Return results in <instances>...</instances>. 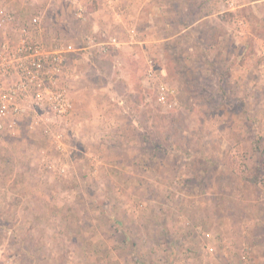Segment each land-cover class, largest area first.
Returning <instances> with one entry per match:
<instances>
[{
  "label": "rangeland",
  "instance_id": "rangeland-1",
  "mask_svg": "<svg viewBox=\"0 0 264 264\" xmlns=\"http://www.w3.org/2000/svg\"><path fill=\"white\" fill-rule=\"evenodd\" d=\"M93 2L37 0L73 106L0 134V264H264V0Z\"/></svg>",
  "mask_w": 264,
  "mask_h": 264
},
{
  "label": "built area",
  "instance_id": "built-area-1",
  "mask_svg": "<svg viewBox=\"0 0 264 264\" xmlns=\"http://www.w3.org/2000/svg\"><path fill=\"white\" fill-rule=\"evenodd\" d=\"M4 1L0 5V134L60 127L73 106L66 67L76 50L71 44L47 46L45 12L37 8V0H11L26 4L25 12ZM151 76L148 70L146 77ZM159 89L162 101L167 91ZM52 139L62 146L60 133L52 134Z\"/></svg>",
  "mask_w": 264,
  "mask_h": 264
},
{
  "label": "crops",
  "instance_id": "crops-1",
  "mask_svg": "<svg viewBox=\"0 0 264 264\" xmlns=\"http://www.w3.org/2000/svg\"><path fill=\"white\" fill-rule=\"evenodd\" d=\"M4 0H0V5H2V4H4ZM13 1H11L10 0V4L12 3ZM118 2V0H103V2H102V6H104V4H107V6L109 7V8H113V10H111V12H105L104 11V13H103V10H101V7L99 6V1L98 0H96V2L94 3L93 2V10H88L85 6H83V8L81 7V9H82V13H81V16L82 17H86V16H88V17H90L91 18V20H92V32H91V35H92V37H93V35H97V37H107L106 35H108V30L106 29V27H105V23H106V21H107V18L108 19H112V20H114V22L115 21H118L119 19L121 20L122 18H123V14H122V12H118V10L117 11H114V5H115V3H117ZM91 3V2H90ZM104 3V4H103ZM22 4L23 5H21L22 6V8H23V6H25L26 4H24L23 2H22ZM11 9H14L15 11H17V12H21V11H19V10H17V9H15V7L13 6V8L12 7H10ZM103 9V8H102ZM23 12V11H22ZM85 12V13H84ZM84 13V14H83ZM138 14H136L135 16H133L131 19L133 20V21H137L139 18H137V17H139V14H140V10L137 12ZM141 17V16H140ZM94 19V20H93ZM150 20V19H149ZM148 22H150V21H148ZM117 23V22H116ZM100 27L101 28V30H99L97 27ZM132 26V27H131ZM149 26V25H148ZM97 28V29H96ZM147 28H149L150 29V27H147ZM90 32V31H89ZM96 32V33H95ZM98 32V33H97ZM127 34H128V37L131 39V41L132 42H130V43H136V44H144V43H146V41H143V40H141V39H139V37H138V35H139V32H137V28L133 25V23L130 25L129 24V26H128V28H127ZM90 35V36H91ZM88 38V40L86 41V49H95V48H98V49H101V50H104V51H108V49L109 48H111V47H114V48H116V49H122L123 48V43H121L120 41H117V39H115V38H111V37H109L110 38V41H111V43H110V41H108V42H104V40H101V41H98V42H96L95 41V38L93 37V38ZM105 41H107V39L105 40ZM107 43H109L110 45H107ZM80 50H85V49H83V48H81ZM146 75H147V73H146ZM154 75V72H152V76ZM146 77V76H145ZM149 78H151V77H149ZM72 98V97H71Z\"/></svg>",
  "mask_w": 264,
  "mask_h": 264
},
{
  "label": "trees",
  "instance_id": "trees-1",
  "mask_svg": "<svg viewBox=\"0 0 264 264\" xmlns=\"http://www.w3.org/2000/svg\"><path fill=\"white\" fill-rule=\"evenodd\" d=\"M94 8L92 7V8H90V10H93Z\"/></svg>",
  "mask_w": 264,
  "mask_h": 264
}]
</instances>
